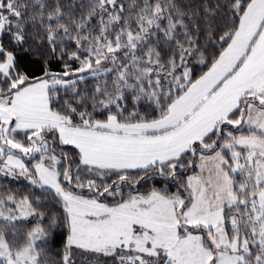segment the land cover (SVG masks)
Segmentation results:
<instances>
[{"label":"snow or ice","instance_id":"snow-or-ice-1","mask_svg":"<svg viewBox=\"0 0 264 264\" xmlns=\"http://www.w3.org/2000/svg\"><path fill=\"white\" fill-rule=\"evenodd\" d=\"M0 264H264V0H0Z\"/></svg>","mask_w":264,"mask_h":264}]
</instances>
